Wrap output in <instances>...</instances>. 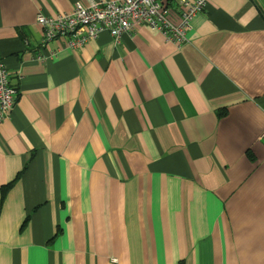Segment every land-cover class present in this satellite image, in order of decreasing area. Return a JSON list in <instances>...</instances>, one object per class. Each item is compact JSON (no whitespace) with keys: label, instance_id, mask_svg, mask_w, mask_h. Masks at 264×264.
<instances>
[{"label":"crops","instance_id":"obj_1","mask_svg":"<svg viewBox=\"0 0 264 264\" xmlns=\"http://www.w3.org/2000/svg\"><path fill=\"white\" fill-rule=\"evenodd\" d=\"M97 1L0 0V264H264L263 10L211 0L184 46L45 44L39 16Z\"/></svg>","mask_w":264,"mask_h":264},{"label":"built area","instance_id":"obj_2","mask_svg":"<svg viewBox=\"0 0 264 264\" xmlns=\"http://www.w3.org/2000/svg\"><path fill=\"white\" fill-rule=\"evenodd\" d=\"M211 0H99L88 6L77 3L70 15L57 18L38 17L45 32V44L69 38L72 49L84 46L102 32L121 43L124 34L149 26L169 41L184 46L190 41L194 19L202 13ZM179 11L181 22L173 24L168 12ZM177 11V12H178ZM19 91L12 84L9 69L0 60V124L12 117ZM264 140V134L262 135Z\"/></svg>","mask_w":264,"mask_h":264},{"label":"trees","instance_id":"obj_3","mask_svg":"<svg viewBox=\"0 0 264 264\" xmlns=\"http://www.w3.org/2000/svg\"><path fill=\"white\" fill-rule=\"evenodd\" d=\"M222 114H223V112L219 113V115H222ZM22 173H20V174H22ZM12 185L13 184H9V185H7V186H5V187L0 189V195H1V197H0V207L3 204L4 200L6 199V196H7L8 192L10 191V189L12 188ZM57 235H58V233H57ZM57 235H56V237H57Z\"/></svg>","mask_w":264,"mask_h":264},{"label":"rangeland","instance_id":"obj_4","mask_svg":"<svg viewBox=\"0 0 264 264\" xmlns=\"http://www.w3.org/2000/svg\"><path fill=\"white\" fill-rule=\"evenodd\" d=\"M255 1L257 5H259L264 12V0H255Z\"/></svg>","mask_w":264,"mask_h":264}]
</instances>
